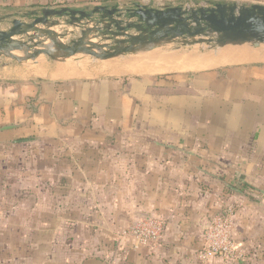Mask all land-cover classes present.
Instances as JSON below:
<instances>
[{
    "label": "crops",
    "instance_id": "crops-1",
    "mask_svg": "<svg viewBox=\"0 0 264 264\" xmlns=\"http://www.w3.org/2000/svg\"><path fill=\"white\" fill-rule=\"evenodd\" d=\"M149 1L0 0V15ZM152 1L159 7L214 0ZM229 66L0 79V151L56 141L75 153L72 217L52 229L55 236L69 233L53 239V264H220L199 254L207 226L230 202L237 203L233 234L247 251L245 264H264V61ZM112 139L116 146L107 145ZM120 139L132 146H120ZM227 187L237 191L226 202ZM156 217L166 224L162 241L131 250L122 233L138 219ZM49 243H36L42 256ZM61 248L65 255L58 258Z\"/></svg>",
    "mask_w": 264,
    "mask_h": 264
},
{
    "label": "water",
    "instance_id": "water-1",
    "mask_svg": "<svg viewBox=\"0 0 264 264\" xmlns=\"http://www.w3.org/2000/svg\"><path fill=\"white\" fill-rule=\"evenodd\" d=\"M153 5L150 0L8 14L0 19V57L20 64L42 56L53 61L86 56L108 62L126 56L135 60L158 40L183 47L208 45L210 49L264 45L262 4ZM59 28L64 33L56 30Z\"/></svg>",
    "mask_w": 264,
    "mask_h": 264
},
{
    "label": "rangeland",
    "instance_id": "rangeland-1",
    "mask_svg": "<svg viewBox=\"0 0 264 264\" xmlns=\"http://www.w3.org/2000/svg\"><path fill=\"white\" fill-rule=\"evenodd\" d=\"M221 1L237 3L238 5H264V0H214L213 2ZM72 7L78 8L82 6L73 5ZM6 13L7 12L1 14L0 16L2 17H0V19L8 14ZM12 13L15 14L14 12ZM56 30L60 33H64L61 28ZM247 45L252 46L250 44ZM256 47L257 51H264V45ZM230 49H232V54H236L238 50L242 51L243 46L220 48L216 54H229L227 52L231 51ZM152 54L164 55L167 57H183L193 54L199 59L215 57V52L210 49L208 45L183 47L181 44H169L167 41H164L158 49L137 56L135 60H132L133 56H126L105 62L92 57L80 56L68 61H53L48 57L42 56L35 62L31 61L20 64L16 61L0 57V79L21 80L23 77L26 79H33L36 75H40L38 74L39 71L44 74L47 73V75L42 76L48 78H51L52 74L63 71H73L78 77L91 78L107 74L105 70L110 67H130L131 64L133 65L135 62H138L141 57L151 56ZM3 63L7 65L4 67L2 65ZM231 67L232 66L223 68L226 69ZM67 78L74 77H64L63 79ZM108 142H110L107 144L108 146H116L117 143L115 139ZM120 143V146H132L128 145L127 142L122 139H120ZM60 146L71 145L56 141H39L34 144L23 143L19 146H11V148L6 151H0V178L4 180L0 181V191H2L0 192V264H53V262H55L54 256H56L52 251L54 249V245H51L53 239L57 236L60 239L68 237V231H60V235L55 236L58 231L52 230L56 224L69 222V219L72 217L69 216V207L74 200V188L78 183V181H74V176L76 175L74 168L71 166V159L75 153L65 148L60 149ZM172 146L180 145L174 143ZM183 146L191 145L185 144ZM195 146L203 145L200 143L195 144ZM71 177H73V179H70ZM235 188L238 189L237 186H235ZM227 189H225L226 194L223 196L230 199L233 193L228 187ZM5 191L7 199H3L5 197ZM55 193H57V195ZM54 194L59 198L63 196L61 198L62 203H59L53 198ZM83 194L84 191L78 198L79 202L84 205ZM226 198L224 199L227 202L229 199ZM236 204L237 203L230 202L226 205V203H224V206L220 208L217 215L223 214L228 206L234 205L237 209ZM58 206L60 210H58ZM82 210H84V207ZM82 217H84V215L79 218ZM36 225L40 227L44 225V227L38 229V226L35 227ZM231 226H233L234 233V222ZM63 228H65V225ZM47 229H49V233ZM49 241L50 245L46 244L44 250L45 255L42 256L43 253L37 250L36 243L40 245V243ZM233 241L238 244V240L234 235ZM238 252L239 255H234L230 258H219L222 261L220 264H245L248 259L247 251L239 247ZM63 253L64 248L57 251L58 258L63 255ZM248 253H251L250 250H248ZM22 258L24 260L23 262H21ZM26 259L27 261H25Z\"/></svg>",
    "mask_w": 264,
    "mask_h": 264
},
{
    "label": "bare ground",
    "instance_id": "bare-ground-1",
    "mask_svg": "<svg viewBox=\"0 0 264 264\" xmlns=\"http://www.w3.org/2000/svg\"><path fill=\"white\" fill-rule=\"evenodd\" d=\"M90 40H92L91 42H97L94 39H90ZM164 41L165 40H158L153 42L149 47H147L142 52H140L139 55H143L158 49ZM49 45L50 43L49 41H47L45 43V46L48 47ZM242 46H243L242 51L238 50L236 54H232V49H230L231 51L227 52L229 54L223 53L221 55H216L215 57H208L206 59H199L193 54L183 57H176V56L167 57L164 55L152 54L151 56L141 57L138 62H135L133 65L131 64L130 67L107 68L105 70V73L109 75L134 74V73L154 75V74H166L172 72H191V71L194 72V71L215 69L227 65L229 66L232 64H243V63L245 64V63H252L257 61H264V56L258 54L259 51L256 50L257 48L256 46L254 45L249 46L247 44ZM219 49L220 48H215L212 50L215 53H217ZM17 54L20 55L22 53H17ZM38 74L47 75V73L44 74L43 72L40 71ZM52 76L53 78H64L69 76L78 77V75L73 71H63L60 73L52 74Z\"/></svg>",
    "mask_w": 264,
    "mask_h": 264
},
{
    "label": "built area",
    "instance_id": "built-area-1",
    "mask_svg": "<svg viewBox=\"0 0 264 264\" xmlns=\"http://www.w3.org/2000/svg\"><path fill=\"white\" fill-rule=\"evenodd\" d=\"M188 5L194 7L197 4ZM198 5H206V2L198 3ZM235 213L236 207L228 206L223 214L212 219L205 231V248L199 254L200 260L230 258L239 255V245L233 241V226H231ZM165 225V221L158 217L138 219L122 233V236L131 243V250L139 249L162 241Z\"/></svg>",
    "mask_w": 264,
    "mask_h": 264
},
{
    "label": "trees",
    "instance_id": "trees-1",
    "mask_svg": "<svg viewBox=\"0 0 264 264\" xmlns=\"http://www.w3.org/2000/svg\"><path fill=\"white\" fill-rule=\"evenodd\" d=\"M93 1H95V0H93ZM96 1H98V2H103V1L107 2V1H110V0H96ZM229 188H230V190L237 191L235 188H232V187H229Z\"/></svg>",
    "mask_w": 264,
    "mask_h": 264
}]
</instances>
